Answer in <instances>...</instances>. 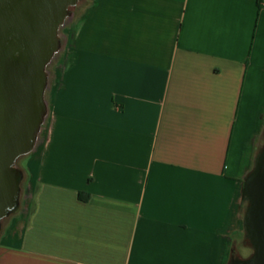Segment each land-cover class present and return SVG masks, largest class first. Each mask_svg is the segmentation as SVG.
Masks as SVG:
<instances>
[{
  "label": "crops",
  "instance_id": "obj_1",
  "mask_svg": "<svg viewBox=\"0 0 264 264\" xmlns=\"http://www.w3.org/2000/svg\"><path fill=\"white\" fill-rule=\"evenodd\" d=\"M86 1L0 264H231L264 147V0Z\"/></svg>",
  "mask_w": 264,
  "mask_h": 264
},
{
  "label": "water",
  "instance_id": "obj_2",
  "mask_svg": "<svg viewBox=\"0 0 264 264\" xmlns=\"http://www.w3.org/2000/svg\"><path fill=\"white\" fill-rule=\"evenodd\" d=\"M80 0H0V221L19 205L22 171L45 121L46 68ZM247 236L264 258V147L244 182ZM233 264V263H231Z\"/></svg>",
  "mask_w": 264,
  "mask_h": 264
},
{
  "label": "rangeland",
  "instance_id": "obj_3",
  "mask_svg": "<svg viewBox=\"0 0 264 264\" xmlns=\"http://www.w3.org/2000/svg\"><path fill=\"white\" fill-rule=\"evenodd\" d=\"M83 1L88 2L86 0H83ZM73 9H74L73 7L70 8V11H73ZM71 19L72 18L69 15L66 18L64 24L61 26V28L59 30V34H58L59 47H58L55 55L53 56V58L51 59V61L47 65V68H46L47 85H46V90H45V102H46V107H47V113H46V117H45V121H44V124L42 126V129L40 130V132L38 134V138H40V135H41V133L45 127L46 119L48 116L51 84L54 81L56 71L59 68L63 67L64 51H65V46L67 44V39H68V36L66 34V32H67L66 28L68 25H70ZM27 156H28V154L20 157L16 162V167H18L22 171L21 188H23L26 185L27 180L29 179V176H28V173L26 170ZM17 208L12 213H14L17 210ZM242 219H243V221H242L241 229H239L232 236V245L231 246L234 248V250L240 256L247 257L253 251V247L251 246L252 245L251 240L247 236V232L245 229V225H244L245 215L244 214H242Z\"/></svg>",
  "mask_w": 264,
  "mask_h": 264
},
{
  "label": "flooded vegetation",
  "instance_id": "obj_4",
  "mask_svg": "<svg viewBox=\"0 0 264 264\" xmlns=\"http://www.w3.org/2000/svg\"><path fill=\"white\" fill-rule=\"evenodd\" d=\"M8 217V216H7ZM5 217V218H7ZM3 218L1 221H0V230H1V227H2V223H3V220L5 219ZM253 247V251L247 256V257H243V256H240L235 250H234V257H233V260H232V263L233 264H264V258H261L259 257L257 259V261H254L255 259V254H256V249L253 245H251Z\"/></svg>",
  "mask_w": 264,
  "mask_h": 264
},
{
  "label": "trees",
  "instance_id": "obj_5",
  "mask_svg": "<svg viewBox=\"0 0 264 264\" xmlns=\"http://www.w3.org/2000/svg\"><path fill=\"white\" fill-rule=\"evenodd\" d=\"M248 202H249V201H248V199H247V197H246V203H247V205H248Z\"/></svg>",
  "mask_w": 264,
  "mask_h": 264
}]
</instances>
